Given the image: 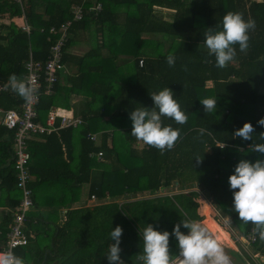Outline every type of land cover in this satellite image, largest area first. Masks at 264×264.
<instances>
[{
	"label": "trees",
	"instance_id": "obj_1",
	"mask_svg": "<svg viewBox=\"0 0 264 264\" xmlns=\"http://www.w3.org/2000/svg\"><path fill=\"white\" fill-rule=\"evenodd\" d=\"M82 1L85 10L97 3L101 9L96 15L86 12L82 19L69 25V35L61 48L62 68L57 71L52 92L45 94L44 63L58 37L49 28L60 30L71 18V5ZM22 2L29 33L12 20L22 12L18 2L0 0V83L3 85L0 107L21 109L24 99L12 90L10 77L24 79L25 64L31 54L33 61L42 64V70L38 71L36 120L45 122L51 110L62 107L71 108L72 116L82 123L50 134H38L44 141L29 148L27 187L32 190L33 207L43 206L37 197L40 185L65 177L63 198L54 207L67 209L60 225L56 223L57 217L31 210L27 214L28 242L14 249V257L23 259L24 264H41L44 259V264L51 260H56V264H109L105 256L111 243L109 234L119 225L123 229L120 255L124 264H139L142 232L147 224H152L155 229L170 233L173 259L179 255L176 238L171 235L173 227L181 219L203 220L211 211L206 201L214 205L220 216L227 217L238 233L245 234L255 228L251 223L243 224L233 210V190L228 178L241 159L264 158L252 152V144L264 143L259 139L264 126L257 124L264 117V0ZM230 11L241 13L245 20H254L255 29L249 31L247 51L241 52L239 45H235V58L221 69L216 67L215 56L208 55L204 33L211 27L220 30L223 16ZM90 22L94 25L95 43L80 55L70 52L76 45L72 31ZM170 53L176 57L174 67L166 62ZM69 63L78 65V72L68 74L62 82L60 72ZM165 87L173 91L188 120L180 125L162 117L164 125L180 130V138L171 150L161 153L144 143L139 146V141L131 135L129 113L136 108L153 107L150 94ZM76 94L89 97L77 102L79 108L71 102ZM204 98H216V111L204 112L200 101ZM59 120L58 117L56 124ZM245 122L255 129L253 141L233 138V132ZM200 129L206 130L204 135ZM4 130L7 131L0 129ZM8 132L10 140L0 142V191L5 189L0 196L7 201L16 192H19L18 200L21 197L14 168V132ZM94 132L100 134L96 136ZM75 134L78 148L73 141ZM36 151L40 160L34 159ZM56 154H64L68 167L57 170L46 163L47 157ZM196 157L202 162L197 163ZM51 169L56 174L52 175ZM85 183L90 184L89 193L95 194L99 203L70 208L73 197L79 195V188ZM162 189L176 192L155 195ZM145 193L153 196L132 200ZM125 197L122 203L116 201ZM7 203L12 207L17 204ZM47 221L51 231L48 233L47 228L44 233ZM181 231L188 230L181 226ZM31 232L35 233L34 237L39 233L48 235L49 244L42 245L39 238L34 240ZM250 245L264 264V241L257 234ZM49 246L51 254L45 258V248Z\"/></svg>",
	"mask_w": 264,
	"mask_h": 264
},
{
	"label": "clouds",
	"instance_id": "obj_2",
	"mask_svg": "<svg viewBox=\"0 0 264 264\" xmlns=\"http://www.w3.org/2000/svg\"><path fill=\"white\" fill-rule=\"evenodd\" d=\"M255 29V21L245 20L239 12H227L222 19L220 30L208 28L204 33V44L209 56H215L216 67L225 68L236 56L235 45H239L241 52H246L249 42V31ZM166 62L170 67L175 66L176 57L169 54ZM11 88L25 101H30L35 89L15 75L10 77ZM154 102L151 108H136L129 113L132 121L131 135L145 145L158 149L161 153L171 150L180 138V130L171 125H164L162 117L174 120L177 124L187 123L188 117L181 110L180 104L174 99L173 91L165 87L150 94ZM204 112L216 111V98L200 99ZM257 124L264 126V117L258 119ZM200 129V134H205ZM51 133V132H50ZM255 129L250 122L233 132V138L239 137L245 141H253ZM259 139L264 141V132L259 133ZM252 152L264 157V143L252 144ZM196 162L202 159L196 157ZM229 186L233 190V210L240 221L247 225H255V232L264 241V158L255 161L241 159L235 166L234 173L228 178ZM93 196V197H92ZM91 198H94L92 195ZM181 226L187 233L181 231ZM123 229L117 225L110 232L111 243L105 254L109 264H123L121 258V237ZM178 244L181 264H230L229 257L221 244L198 221L184 220L176 223L172 233ZM170 233L159 231L152 224H147L142 232L143 252L137 256L139 264H172L169 248ZM0 264H24L19 257H0Z\"/></svg>",
	"mask_w": 264,
	"mask_h": 264
},
{
	"label": "built area",
	"instance_id": "obj_3",
	"mask_svg": "<svg viewBox=\"0 0 264 264\" xmlns=\"http://www.w3.org/2000/svg\"><path fill=\"white\" fill-rule=\"evenodd\" d=\"M21 2V0H15ZM101 9V4H94L85 10L82 5H76L72 8L71 19L65 21L61 27L56 29L54 26L49 28V32L57 35V39L50 48V54L44 63V79L45 88L44 93L50 94L53 89L54 81L57 77V71L62 68L61 64V48L68 35V27L73 21L80 20L84 17V14L93 13L96 15ZM23 23L20 27L23 31L29 33L30 25L27 23L24 16ZM59 30V33H58ZM142 65V60L139 61ZM27 70L24 75V81L29 82L30 85L35 89L30 101H23L21 109H3L0 107V123L8 130L14 132V151H15V162L14 168L17 170V186L21 190V198L14 208H9L8 211L11 213V222L9 230L7 232V239L5 247L0 250V257L12 256L14 257V249L25 245L28 242V236L25 232L24 225L27 220L28 212L33 208V197L32 190L27 187L28 182V167L27 162L30 154L28 151V139L33 134H48L57 129L76 126L82 121L71 115H64L59 113L58 110H51L44 123L37 121V110L36 104L38 102L40 87L39 81V70H42V64L39 61H33L30 54L29 60L25 64ZM3 90V85L0 83V91ZM60 118L59 123L56 124L57 118ZM99 154V153H98ZM93 197V196H92ZM257 233L254 228H251L246 234L237 236V240L241 244H251L255 241ZM172 264H181V257L178 256L172 261Z\"/></svg>",
	"mask_w": 264,
	"mask_h": 264
},
{
	"label": "crops",
	"instance_id": "obj_4",
	"mask_svg": "<svg viewBox=\"0 0 264 264\" xmlns=\"http://www.w3.org/2000/svg\"><path fill=\"white\" fill-rule=\"evenodd\" d=\"M83 3H85V2L82 1V3H76V4L71 5V9H70L71 17H72V8H73V6L82 5L85 8V6H84L85 4H83ZM18 4L20 5L22 12H21L19 17H17V18L13 17L12 20L14 21V23L16 25L20 26L21 23H23V17L22 16H24L22 0H21L20 3L18 2ZM69 19H71V18H69ZM87 26H86L87 28L86 27H84V28L78 27L77 30L72 31L71 35L72 36H76V38H75L76 39V45L72 46L70 52L75 53L77 55L78 54L80 55V54L84 53L85 51H87L89 48H91L92 45L95 43V41H94V32H93L94 31V25H93L92 22H90ZM72 72H74V73L78 72V65H76L75 63H72V64L69 63L68 65H65L64 70L60 72V79L62 80V82H64L66 80V78H67V75L71 74ZM72 97H73V100H71L72 103L81 102L85 98L89 99V97L84 96L82 94L81 95H77L76 94V95H73ZM79 105L81 107V104H79ZM76 108H79L78 107V103L76 104ZM56 109L61 114L71 115V116L73 115V112H72L71 108H67L66 109V108H62V107H57ZM41 123H44V122H41ZM0 129L2 130V129H7V128L4 127L0 123ZM48 134H50V133H48ZM94 134L96 136H98L100 133L99 132H94ZM39 135H43V134H39ZM39 135L38 134H33L28 139L27 147H28L29 154H30V150H31L29 148L33 147V145H36L38 142H43L44 141V138L40 137ZM7 139L10 140L8 129H7V131L6 130L0 131V142L3 143L4 140H7ZM76 139H78L77 134L74 135L73 141L75 142V148H78L79 145H78V143H76L77 142ZM63 146H64V144H63ZM13 148H14V137H13ZM39 148L40 147L37 146V150ZM34 159L35 160H40L41 159L40 157H38V152L37 151H36V154L34 155ZM46 163L49 164V166L56 167L57 170H61V169H64V168L68 167V165H66V158H64V154L62 156L56 154V155H53L52 157H47L46 158ZM51 170L52 171L50 173H52V175L56 174V170H54V169H51ZM74 171H76V169H74ZM65 179L66 178L64 177V178H61L59 180H54V181H52L50 183L46 182L43 185H40V189L41 190L38 192V194L40 193V195H38L37 197L43 202V206H42V208H34L33 207L31 209L32 211H35V212L40 211L46 217L47 216H49V217H53V216L57 217V222L56 223L58 225H60L64 221V214H65V211H66L67 207H60L58 205L57 208L55 209L54 206H55L56 203H59L62 200V198H63L62 196H63L65 190H63L62 188L66 189V186L64 187V181H66ZM89 187H90V184L89 183H85L79 188V192L80 193H79V195L76 198L73 197V202L71 203L72 207H70V208H80V207H83V206L92 207V206H94V205L99 203V201L97 199V196L95 194H90L89 193ZM3 192H5V189H2L0 191V193H3ZM18 194H19V192H16V196L13 199H10L9 201L5 200L4 196H2V197L0 196V201H3V203H0V250H2L5 247V245H6L7 232L9 230V225H10V222H11V219H12L11 218V213H10V211H8V209L9 208H14L15 206H17V204H18V202H19V200L21 198L20 197L19 200H18ZM92 195H94V198H91ZM20 196H21V191H20ZM139 197H140V195H138L137 197H134V199L135 198H139ZM13 201L17 202V204L15 206H13V207L10 206V204L7 203V202L11 203ZM209 204H211V203L209 202ZM54 211L56 212V214L54 213ZM29 212H28V214H29ZM7 218H8V220H7ZM6 220H7V222H5ZM27 220H26L25 225H24L25 232H26V228H27L26 227L27 222H28ZM32 222L35 223L36 219H33ZM50 226H51L50 221L45 222V226H44V229H43L44 233H47V231L49 233L51 231V227ZM52 226H53V224H52ZM47 228H48V230L46 231ZM44 233H42V236H41L42 245L49 244V242H50V239H49L48 235H45ZM30 234H31L30 236L32 238H34V240L39 238L38 237L39 235H36V237H34L35 233H33V232H31ZM242 235H244V234H240L239 236H242ZM229 237H231V236H229ZM229 237L227 235V239L229 240L228 242L231 241ZM235 241H236V243L238 242L243 247V249H245V251L248 253L247 257L245 255H243L238 250L236 244L234 243V245L236 246L235 250H238L236 252H239L240 255H242L243 258L246 257V262L248 264H250L251 262H255V264H261V262H260L261 260L257 257L256 253H254L253 251L249 252V250L246 249L247 246L250 245V244H241L237 240V238L235 239ZM50 246L52 247V244H50ZM50 246L45 248V252H44V257L45 258L47 256V254H51ZM178 256L179 255L174 257L172 259V261L174 259H176ZM229 261H230L231 264H233L230 259H229ZM42 262L45 263V259ZM42 262H41V264H42ZM52 264H56V263H52Z\"/></svg>",
	"mask_w": 264,
	"mask_h": 264
},
{
	"label": "rangeland",
	"instance_id": "obj_5",
	"mask_svg": "<svg viewBox=\"0 0 264 264\" xmlns=\"http://www.w3.org/2000/svg\"><path fill=\"white\" fill-rule=\"evenodd\" d=\"M208 85H210L211 83L209 81L206 82ZM78 126V125H76ZM75 126V127H76ZM143 144L142 141H139V146H141ZM63 190H65V188H62ZM176 191H169V190H164L162 189L161 192H156L155 195H161V194H166V193H174ZM148 196H153V195H149V194H141L140 197H148ZM139 197V198H140ZM127 197L125 198H119L116 201L119 203H122L124 201H126ZM134 198H132L133 200ZM131 200V198H130ZM204 203V202H203ZM207 205L210 207V213L207 214L203 220H196L199 223H201L207 230L208 232L221 244V246L223 247L224 251L227 253V255L229 256V259L231 260V262L233 264H248L246 262V257L248 256V253L245 251V249H243V247L236 241L235 239L237 238V236L240 235V233H238L231 225H229L228 219L227 217H222L220 216L218 213V211L215 209L214 205L209 204L208 201H206ZM222 229V230H221ZM231 236L230 238V242H228L229 240L227 239V236L225 235ZM39 242H41V236L42 234L39 233ZM233 243V244H232ZM234 243L236 244L238 250L245 255L246 257L243 258L242 255H240L239 252H236L238 250H235L236 246L234 245ZM247 250H249V252H252V247L251 245H248ZM235 251V252H234ZM31 255H34V251L31 252ZM52 263H56V260H51L49 262V264ZM250 264H255V262H251ZM262 264V263H261Z\"/></svg>",
	"mask_w": 264,
	"mask_h": 264
},
{
	"label": "water",
	"instance_id": "obj_6",
	"mask_svg": "<svg viewBox=\"0 0 264 264\" xmlns=\"http://www.w3.org/2000/svg\"><path fill=\"white\" fill-rule=\"evenodd\" d=\"M122 261H123V264L125 263V261L122 259ZM42 264H44V262H42ZM231 264V263H230Z\"/></svg>",
	"mask_w": 264,
	"mask_h": 264
}]
</instances>
